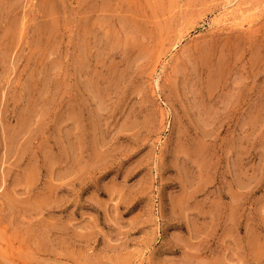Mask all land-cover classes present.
Returning <instances> with one entry per match:
<instances>
[{"label": "rangeland", "instance_id": "1", "mask_svg": "<svg viewBox=\"0 0 264 264\" xmlns=\"http://www.w3.org/2000/svg\"><path fill=\"white\" fill-rule=\"evenodd\" d=\"M0 264H264V0H0Z\"/></svg>", "mask_w": 264, "mask_h": 264}]
</instances>
